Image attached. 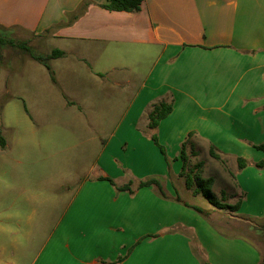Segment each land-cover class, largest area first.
<instances>
[{"label":"crops","instance_id":"0c3cea01","mask_svg":"<svg viewBox=\"0 0 264 264\" xmlns=\"http://www.w3.org/2000/svg\"><path fill=\"white\" fill-rule=\"evenodd\" d=\"M107 1L0 0L1 31L55 40L61 46L54 51L62 53L48 62L53 77L19 84L18 96L6 87L0 264H264L242 231L220 223L223 232L208 220L215 212L203 216L177 202L195 206L173 182L183 180L186 188L183 143L201 142L222 161H236L230 175L240 209L230 214L248 224L264 221V169L256 166L264 160L257 149L264 146V0H143L134 13L102 9ZM62 86L73 98L59 96ZM59 101L66 121L77 106L89 117L97 109L103 122H123L99 143L93 179L84 178L60 216L58 175L68 164L65 158L59 165L58 156L75 146L73 135L56 126ZM161 103L173 111L150 129L149 114ZM154 136L164 147L176 139L172 175ZM122 145L152 154L149 176L160 180L165 197L155 186L139 188L143 180L117 184L122 172L112 154ZM143 159L123 167L142 177ZM239 159L246 168L239 169ZM127 185L133 193H117Z\"/></svg>","mask_w":264,"mask_h":264},{"label":"rangeland","instance_id":"374dc122","mask_svg":"<svg viewBox=\"0 0 264 264\" xmlns=\"http://www.w3.org/2000/svg\"><path fill=\"white\" fill-rule=\"evenodd\" d=\"M0 35L8 40L13 41L14 46L12 45H0V67L2 69L1 79H0V116L2 115V108L4 105V100L9 95H7L6 87L9 88L10 95L18 96L20 94V90L18 88L19 84L26 83L29 84L31 81H45L46 77L44 75H53L52 72H48V69L44 66V64L40 62H36L31 58V55L22 49L23 45H26L30 52L36 56L45 57L50 55L58 46H61L60 42H57L52 39L41 40L42 36L33 37L31 35H22L16 34L12 35L8 32H3L0 30ZM50 65V64H49ZM62 65V62H55L52 64L53 67L58 68ZM45 67V68H44ZM53 77V76H52ZM44 78V79H43ZM93 82V80H90ZM58 88L59 96L64 95L63 92L67 93L72 97L71 91L66 89V87L62 86ZM10 97V96H9ZM8 97V98H9ZM65 98L64 96H62ZM17 104L22 108L21 105L24 103L22 101L16 100L14 104ZM20 103V104H19ZM32 108V107H31ZM129 105H123L121 107L122 115L127 111ZM56 113H58V122L56 126L58 128H66L72 135L75 146L74 150L67 155L58 156L59 165H64L65 158L67 159L68 168L67 170L63 169V177L59 172L58 175V194H60V199L58 203V216L61 215V211L68 204L67 201L71 198L73 193L79 188L81 182L86 179H93L94 176V168L98 167V162L100 160V156L102 155L101 143L103 140L108 141L111 133L114 132L115 129H118L119 126L123 124L121 121L122 117H117V121L115 122H103L100 117L103 116L101 112L97 109L93 113L91 117L86 115L84 112L80 110L79 107H72L68 110V116L72 117V120L68 118V121L64 120V117L61 116L65 112L63 111V104L59 101L56 106ZM95 116V118H93ZM91 118V119H90ZM125 134H123L124 136ZM159 137H157L158 139ZM161 139V137H160ZM132 140V139H126ZM170 139H168L169 142ZM176 140V139H175ZM173 141L172 144H165V151L168 158L161 155L160 149L153 143V145L157 149L158 155L165 159V162H168L170 167L169 173L172 175L174 172V160L173 157L177 155L180 150H175L176 141ZM159 141V140H158ZM129 143V141H128ZM193 142H189L186 148V153L189 159L188 162V171L193 173L195 187H198L199 179L207 180L210 177L213 178V185L211 188V192L213 196L219 201L223 203H227L229 205H233L237 202L235 198H233L236 189L234 187L235 182H233V178L230 175V172L235 171L236 161L234 159H226V161H216L209 155V149L207 145H203L201 142H197L196 144H192ZM264 143V142H263ZM264 145V144H263ZM156 151V150H155ZM113 156H117L119 160V164L117 165V169L122 172L121 176H117V184H126L129 181H147L152 176H149L151 173V165H153L149 160H152V154L145 149L138 151L136 148L126 147L125 145L121 146L120 151H117V155L112 154ZM143 155L146 159L142 161L143 166L142 169L139 170V174H142V177H139L137 174H134L133 171L128 172L123 167L128 166L134 162L136 156ZM260 155L264 156V150H260ZM63 160V161H62ZM182 161V160H181ZM202 163V168H199L198 165ZM122 164V165H121ZM183 164V163H182ZM120 165V166H119ZM155 165V164H154ZM177 169L180 167L176 165ZM123 174L125 176H123ZM113 181L112 179H110ZM114 182V181H113ZM175 189H179V186L182 185V191L180 189L179 194L183 200L195 205L204 208V210H211L216 214H209L208 220L211 224H214L223 232H226L225 227L221 226L220 223L228 224V227L232 228L234 232H241L244 236L252 240L262 252L263 261H264V221L263 222H255L251 221L249 224L246 221H242L240 219L235 218L230 214L231 212L220 211L213 207L208 199L204 197L203 194H200L198 197L193 196L192 192L187 190L184 187V181H173ZM115 184V183H114ZM117 189V193H118ZM68 195V197H66ZM209 213V212H208ZM59 219V218H58ZM256 220V219H254ZM237 234V233H235ZM158 235L144 237L140 239L136 245H139L146 238H157ZM134 248L130 249L127 252V255L133 251Z\"/></svg>","mask_w":264,"mask_h":264},{"label":"trees","instance_id":"16d2710c","mask_svg":"<svg viewBox=\"0 0 264 264\" xmlns=\"http://www.w3.org/2000/svg\"><path fill=\"white\" fill-rule=\"evenodd\" d=\"M142 4H143V0H108L106 4L101 5V8L105 9L107 11H110V12L134 13V12L141 11ZM86 5H87V3L85 2L81 7V11H83L85 9ZM0 45L1 46H4V45L14 46V43H13V41L8 40V39H6L0 35ZM23 46L24 47H22V49L25 50L27 53H29L33 60L44 64V66L49 71H51V67H50L48 62L52 59L59 58L60 56H62V53L60 51H53V53L51 55H48L45 57L36 56L30 52V49L25 47L26 45H23ZM172 111H173V106L171 104L161 103V104L155 105L153 107V110L149 114V128L150 129L157 128L159 126L160 122L162 120H164L165 118H167L172 113ZM153 141H154L155 145L160 149L163 156L166 158V161H168L166 151H165L164 147L160 145L156 136L153 137ZM0 146L1 147L4 146V144L2 143L1 136H0ZM186 148H187V143L185 142L182 145L180 158H181L182 163H183L181 176L185 177L186 188L188 190L192 191L195 196L203 194L204 197L206 199H208L210 204L218 210L230 211L232 213L238 212L240 209L239 203H237L235 205H229V204L223 203V202L221 203L213 196V194L211 192V188H212L214 181L212 179H207L204 181L199 179L198 187H195V181H194L195 179H194L193 173L191 171L190 172L188 171L189 159H188V156L186 153ZM257 149L264 150V146H258ZM209 153L213 159L218 160V161H222L221 156L216 153L214 148H211ZM247 165H248L247 161H245L243 159L238 160V167L240 170L246 168ZM202 166H203L202 163H200L198 165L199 168H202ZM256 166L259 169H264V160L257 163ZM107 180L114 185L113 181H111L110 179H107ZM152 186H155L158 189V191L161 193L162 196H164V197L166 196V194L163 190V186L160 183V180L156 179V178L141 182L139 185V188H147V187H152ZM117 189H118V191H121V192L128 191V192L133 193L131 191V185H127L125 187H120ZM177 202L182 203L185 206L195 210L200 215L207 216L209 214L206 210L202 209L201 207L191 206L188 203L183 202L180 197H177Z\"/></svg>","mask_w":264,"mask_h":264}]
</instances>
